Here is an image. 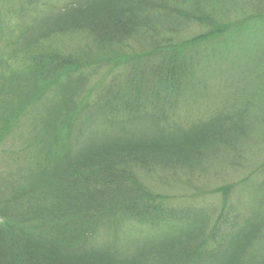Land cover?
<instances>
[{
    "label": "trees",
    "instance_id": "obj_1",
    "mask_svg": "<svg viewBox=\"0 0 264 264\" xmlns=\"http://www.w3.org/2000/svg\"><path fill=\"white\" fill-rule=\"evenodd\" d=\"M245 1L232 0L231 8H224V0H112L100 12L69 25L68 32L64 33L66 39L51 51L32 50L31 54L24 55L27 50L20 47L19 41L23 35L15 38L12 42L14 56H10L19 62L20 69L15 70V79L7 80L4 92L15 98V101L7 102L17 106L13 111L1 110L0 114L8 118L9 125L18 121L19 115L33 100L55 95L63 87L72 86L76 98L81 99V90L88 84L80 79L90 76V73L83 75L82 72L97 64L110 66L99 75L103 81H97L101 84L95 100L78 105L76 100L67 98L69 108L60 107L61 113H57L55 121L47 119L43 122V138H39L38 152L34 155L39 176L0 201L3 206L0 209L3 221L0 223V264H125L105 257L99 251H91L87 257L79 255V237L91 232L88 215L102 214L99 205L80 193L114 188L118 193L114 195V201L122 207L115 213L116 218L124 212L133 218L154 217V222H158L163 220L170 207L163 208L147 200L140 203L135 195L136 189H142L143 177L196 173L225 156L231 160H226L224 167L232 169L224 172L236 175L235 169H240L237 179L247 174L242 171L247 170L248 157L244 155L254 149V154L259 156L262 150L238 144L247 134L242 124L248 123L251 116L247 110H241L239 103L231 100V93L228 100L223 99L221 109L211 110L208 121L196 126L202 124L206 125L205 128L184 142L182 140L186 138L178 135L169 140L164 132L165 137L149 143H126L115 151L111 148L102 154L89 151L86 158L69 159L72 152L70 141L75 142L81 136L78 127L88 118L91 107L110 116L139 117L152 113L158 117H153L158 123L167 124L172 132L168 123L170 125L182 106L185 110L202 97L198 80L205 77L210 80L206 69L211 64L217 66L211 51L234 41L245 22L258 15L245 16L255 12L246 9L248 3ZM43 5L47 10L48 5ZM79 8V4L72 3L66 10ZM52 10L57 11L55 6ZM236 19L240 21L235 22ZM17 25H7V30ZM191 26L206 31L195 37H179ZM3 32L0 27V44ZM81 35L85 36L84 40ZM142 39L148 42L149 51L129 55L128 50L138 48ZM21 54L23 56L18 61ZM230 72L232 86L235 75L231 69ZM112 75L114 80H107ZM18 79L32 80V83L23 82L21 98L15 92V86L21 84ZM204 83L206 87L208 83ZM14 175L25 176L18 172ZM254 178L255 175L250 173L240 182L224 186L216 193L227 196L235 188L251 185ZM235 180L236 177L231 182ZM145 195L159 197L153 193ZM85 198L87 201L82 202ZM258 201L253 216L241 231L244 241L237 264H264V202ZM124 207H131L128 208L131 211ZM224 212L223 218H218L224 219L223 224L230 223L232 212L228 209ZM179 214L187 219L184 218L187 224L190 214ZM210 217L216 219L217 214ZM75 218L83 221L81 228H84L79 230V237L75 228L70 226ZM218 228L219 225L215 230ZM209 229L204 223L200 225L196 231L200 242L195 246L179 245L177 254L188 258L194 256L189 260L209 258L204 255L212 254L213 248L218 247L216 243L220 242L218 238L229 233L223 229L222 234L212 232L207 243L202 242Z\"/></svg>",
    "mask_w": 264,
    "mask_h": 264
},
{
    "label": "rangeland",
    "instance_id": "obj_2",
    "mask_svg": "<svg viewBox=\"0 0 264 264\" xmlns=\"http://www.w3.org/2000/svg\"><path fill=\"white\" fill-rule=\"evenodd\" d=\"M111 1L0 0V27L4 31L1 39L3 42L0 44V114L1 110L13 111L17 106L7 102H13L15 98L4 92V85L8 84L7 80L15 79V70L19 68V62L13 61L10 56V54L14 56L12 51L15 49L12 42L15 38L18 39L21 34L23 35L19 41L20 47H25L27 50L24 55L31 54L32 50L41 51L44 49L46 51L47 49L51 51L62 43V39H66L67 36L64 33L68 32L66 30L69 25L73 26L74 22L100 12ZM236 1L239 2V0ZM249 1H245L248 3L247 6L245 5L246 9L248 11L252 9L255 12L251 11L250 15L246 13L245 16L250 17L254 13L264 14V0H253V3H249ZM72 3L79 4L80 8L67 11L66 9ZM43 4L48 5L47 10L43 9ZM53 6L57 11L52 10ZM231 6L232 0H224V8H231ZM258 15L245 22L241 32L237 33L233 39L234 41L211 51L217 66L211 64L206 69L207 75L210 76V80L207 77L203 78L207 80V89L205 81L198 80L202 97L198 98L197 102L190 107H186L185 110L183 106L179 109V113H176V117L170 122V125L168 123L172 132L168 130L167 124L158 123L155 119L158 117L152 113L141 114L139 117L110 116L91 107L88 118L78 127L81 136L75 142L70 141L72 152L69 154L71 160L83 159L90 154L89 151L93 154H102L109 151L110 148L113 149L112 151L118 150L126 143H149L165 136L171 140L178 135L182 139L186 138L182 140L184 142L205 128L206 125L202 124L199 127L196 126L200 122L208 121L211 117V110L221 109L223 99L228 100L231 93V100L239 103L241 110H247L251 116L248 123L243 122L242 124L246 128L247 134L245 140L244 137L241 138L238 144L240 147L248 144L249 147L257 148L256 151L262 150L259 156L254 154V149L250 154L244 155L248 157L247 170L242 171H247V174L237 179L240 169H235L236 175L224 172L232 169L230 166L224 167L226 160L229 162L231 160L225 156L222 158L223 160L212 161L210 169L204 167L196 173L180 174V176L169 174L150 179L143 177V184L140 183L142 189H136L135 195L140 203L147 200L154 202L157 206L161 205L163 208L170 207L166 211L167 215L158 222H154V217L133 218L124 215V212L116 218L115 213L121 211L122 207L114 201V195H118L114 188L82 192L81 195L86 194L99 205L97 207L102 209H100L102 214L95 215L96 217L88 215L92 223L91 232L82 237H79V230L84 228H81L82 219L75 218L71 221L70 226L75 228L77 237L80 239L77 247L80 256L87 257L89 252L99 251L105 257L125 264H237L243 247L242 240L244 241L241 231L253 216L256 203L259 202L258 199L264 202V15ZM240 18L244 19V16H240ZM237 21L240 20L236 19L235 22ZM12 24L18 25L10 27L9 32L7 25ZM205 31L206 29L201 27L191 26L184 29L179 37H195ZM80 38L84 40L85 36L81 35ZM137 46L138 48L134 51L128 50V54L149 51L146 39H142ZM22 56L21 54L18 61ZM109 66L97 64L87 72H82L83 75L90 73V76L80 79L86 80L88 84L81 90V99L76 98L72 86L63 87L55 95H46L33 100L13 125H9L6 116L0 115V201L14 195V192L21 190L20 187L34 182L35 178L39 176L34 155L38 152L36 148L39 138H43V122L47 119L55 121L54 119L57 113H61V109H68L67 98L76 100L78 105L80 102L95 100L103 81L99 75ZM230 69L235 75L232 86ZM107 80H114L113 75ZM97 81L101 82L97 83ZM194 81L196 82V80ZM23 82L32 83V80H20L18 83L21 84L15 86V92L19 94V98L24 92ZM226 103L225 100L224 106ZM60 107L61 109H59ZM54 130L55 128H53ZM78 134L80 135L79 132ZM122 144L124 145L121 147ZM256 154L258 153L256 152ZM233 158L235 159L234 155ZM17 172L25 176H15L14 173ZM212 172L214 173L213 178L211 177ZM250 173L255 175L251 185L235 188L227 196L216 193L220 188L233 185L246 178ZM234 177H236L235 182H231ZM148 193L159 197L158 199H155L153 195L147 197L145 194ZM86 201L87 198L82 202ZM1 207L3 206L0 204V209ZM128 208L131 207H124L126 211H131ZM225 209L231 211L233 217L230 223L223 224L224 219L222 218L226 213ZM179 213L190 214L187 224H185L186 218ZM215 214H217V218L212 219L210 216ZM220 216H222L221 219L218 218ZM235 216H237L236 219H234ZM217 219L218 221H216ZM220 220L222 225H220ZM215 221L219 225L216 230L218 225ZM2 222L0 219V223ZM203 223L210 229L202 242L207 243L206 240L212 232L222 234L221 230L223 229L229 233L226 232L225 235L222 234L221 238H218L220 242L216 243L218 247L213 248L212 254L204 255L210 256L209 258L189 260L194 256L191 258L179 256L176 252L179 245L195 246L200 242L197 241L196 231ZM233 223L236 224L229 227ZM78 224L79 228H77ZM180 254H183V251Z\"/></svg>",
    "mask_w": 264,
    "mask_h": 264
}]
</instances>
